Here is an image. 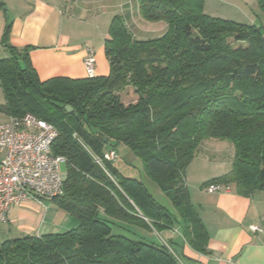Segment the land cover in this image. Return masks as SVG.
<instances>
[{
  "label": "trees",
  "instance_id": "trees-1",
  "mask_svg": "<svg viewBox=\"0 0 264 264\" xmlns=\"http://www.w3.org/2000/svg\"><path fill=\"white\" fill-rule=\"evenodd\" d=\"M257 3L264 14V0ZM139 10L146 21L166 22L167 30L137 39L115 15L105 40L107 76L42 81L29 56L32 47L10 44L6 25L1 108L56 127L52 152L65 157L66 178L64 193L51 200L78 224L2 241L0 264H187L173 239L149 237L175 222L185 243L207 253L209 234L186 184L187 167L205 140L234 147L231 170L208 185L232 183L246 196L264 191L263 27L210 16L205 0H139ZM128 87L137 98L126 104ZM120 143L142 159L172 209L104 159L108 150L118 153ZM117 223L129 236L113 232Z\"/></svg>",
  "mask_w": 264,
  "mask_h": 264
},
{
  "label": "crops",
  "instance_id": "crops-1",
  "mask_svg": "<svg viewBox=\"0 0 264 264\" xmlns=\"http://www.w3.org/2000/svg\"><path fill=\"white\" fill-rule=\"evenodd\" d=\"M115 15L123 18L137 39L158 37L167 30L164 21L149 22L142 18L139 0H0V59L9 55L1 39L10 24L8 42L17 48L32 47L29 56L42 81L53 77L85 78L84 60L89 49L96 53L97 76H107L110 62L105 40ZM5 102L0 82V124L10 117L1 108ZM212 141H203L199 148L201 145L220 148L217 153L224 160L225 169H207L206 165L217 156L200 157L198 148L186 170L191 202L209 234L208 252H197L185 243L179 222L162 231V238L164 242L173 239L187 263L264 264V191L246 196L230 183L229 191L209 192L207 183L231 170L234 155L230 143L221 141L222 145H218ZM3 156L0 151V160ZM113 162L122 174L132 177ZM77 224L78 220L53 200L27 199L12 206L7 221L0 222V243L26 234L66 232Z\"/></svg>",
  "mask_w": 264,
  "mask_h": 264
},
{
  "label": "built area",
  "instance_id": "built-area-1",
  "mask_svg": "<svg viewBox=\"0 0 264 264\" xmlns=\"http://www.w3.org/2000/svg\"><path fill=\"white\" fill-rule=\"evenodd\" d=\"M86 77H95L96 53L88 50L84 60ZM58 135L50 122L32 114L10 116L0 124V222H6L12 206L24 200L41 201L64 193L66 173L62 169L65 157L52 152V143ZM104 159L116 161L119 155L108 150ZM209 192L229 191L220 183L208 185ZM257 230L258 227H252Z\"/></svg>",
  "mask_w": 264,
  "mask_h": 264
},
{
  "label": "rangeland",
  "instance_id": "rangeland-1",
  "mask_svg": "<svg viewBox=\"0 0 264 264\" xmlns=\"http://www.w3.org/2000/svg\"><path fill=\"white\" fill-rule=\"evenodd\" d=\"M205 12L213 17L229 19L246 24H257L258 26H262L264 31V14L260 12L257 0H205ZM122 98L123 101L127 104L128 102L135 101L137 97L133 92V88L128 87L122 93ZM221 141H225L224 143H230L228 140H213L212 142H217L218 145H222L219 144L222 143ZM210 142L211 141H209L208 143ZM117 150L119 159H117L115 162L121 166L122 170H125V172L128 174H132V177L134 176L135 178L143 181L147 188L150 190V192L156 197L159 202L171 208L172 206L169 198L161 190L160 186L147 173L143 166L142 159L135 155L131 148L124 143L118 144ZM219 150L221 149L218 147L216 148L215 146L201 145V147L199 148L200 157L204 156L205 154L217 156L215 158H212L211 162L206 165L207 169L210 167L211 171L225 169V162L224 160L220 159L219 154L217 153V151ZM223 156H225V154H223ZM62 169L65 170L64 163L62 164ZM119 224L120 223L112 224L113 232L116 234L128 235V232L125 231ZM140 231L142 234L148 235V233L144 230L140 229ZM149 237L153 241L160 243L164 242L161 233L158 234L153 232V234H150ZM135 238L138 237L135 236ZM173 246L176 248V250L180 251L179 246L175 244ZM187 264L191 263L188 262Z\"/></svg>",
  "mask_w": 264,
  "mask_h": 264
},
{
  "label": "water",
  "instance_id": "water-1",
  "mask_svg": "<svg viewBox=\"0 0 264 264\" xmlns=\"http://www.w3.org/2000/svg\"><path fill=\"white\" fill-rule=\"evenodd\" d=\"M67 110L71 112V111H73V108H72L71 106L68 105V106H67Z\"/></svg>",
  "mask_w": 264,
  "mask_h": 264
}]
</instances>
